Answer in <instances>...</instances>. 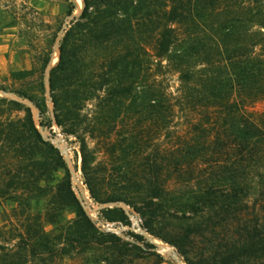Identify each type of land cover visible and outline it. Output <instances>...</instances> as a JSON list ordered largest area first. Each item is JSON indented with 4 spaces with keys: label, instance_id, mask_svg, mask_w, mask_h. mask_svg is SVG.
<instances>
[{
    "label": "trees",
    "instance_id": "16d2710c",
    "mask_svg": "<svg viewBox=\"0 0 264 264\" xmlns=\"http://www.w3.org/2000/svg\"><path fill=\"white\" fill-rule=\"evenodd\" d=\"M262 27L264 0H84L49 70L54 120L79 143L94 201H124L150 234L175 245L195 247L197 236L211 235L200 255L208 264H264V109L255 107L264 101ZM52 48L30 68L10 71L15 86L0 84L30 101L48 127ZM168 74L177 75L174 89ZM20 99L0 96V195L18 191L24 212L30 199L47 206L20 216L18 226L0 225V242L17 237L13 247L23 242L35 256L60 253L61 239L109 243L124 254L130 242L96 228L63 154ZM88 101L91 115L82 112ZM107 177L118 180L113 190L101 186ZM66 209L74 216L65 224ZM101 212L127 219L118 205ZM169 220L175 238L156 229Z\"/></svg>",
    "mask_w": 264,
    "mask_h": 264
},
{
    "label": "rangeland",
    "instance_id": "374dc122",
    "mask_svg": "<svg viewBox=\"0 0 264 264\" xmlns=\"http://www.w3.org/2000/svg\"><path fill=\"white\" fill-rule=\"evenodd\" d=\"M83 7L84 0H0V84L15 86L10 85V71L30 68L44 48L52 43L53 51L45 73L49 115L52 118L51 126L40 125L38 110L30 101L22 100L17 95L1 89L0 96L20 99L31 105L36 125L43 137L54 143L63 154L71 173L73 190L96 228L99 231L113 233L122 241L130 243L126 245L124 254H122L117 251V246L109 243L104 245L92 243L87 246L75 243L74 246H69L63 243L64 239H61L58 244L60 248L64 247V250L62 249L60 253L35 256L23 242L20 247H13L18 241L15 237L10 241L0 242L8 246L0 249V262L13 261L18 264H208L201 259L200 255L205 253V241L212 238L211 235H205L203 238L197 236L195 247L183 243L175 245L150 234L143 225L141 214L124 201L95 202L80 168L79 143L75 136L66 135L54 120L53 104L48 91L49 70L59 60V44L66 28L72 20L80 16ZM261 30L264 32V27ZM166 77L172 89L179 84L177 75L168 74ZM255 107L258 110L264 109V101H258ZM93 109V101H88L82 112L91 115ZM17 114L14 112L12 116L15 117ZM87 141L89 146L95 145V141L88 135ZM104 156L101 152L97 153L98 160L103 159ZM115 181L118 180H111L107 177L101 186L104 190H113V184L117 183ZM2 186L5 187L4 184ZM8 192V195H0V225L6 228L18 226L20 216H24L27 212H44L46 209L47 200L45 198L30 199L27 200L28 209L24 212L22 208L26 204L24 206L20 203L21 200L19 202L18 191L15 193V190L9 189ZM256 192L257 187L252 190L251 195L255 196ZM116 205L123 208L127 219L122 217L121 220L110 221L104 217L101 208ZM73 216L72 210H64L61 223H68ZM175 223L169 220L163 224L164 227L158 225L156 229L163 235L175 238L177 235ZM45 226L47 229L52 228L50 224H45ZM58 231L59 229L54 228L53 234ZM135 234H142L148 243L136 240ZM225 241L223 240L222 244H225ZM7 252H16L14 254L16 256H11Z\"/></svg>",
    "mask_w": 264,
    "mask_h": 264
},
{
    "label": "bare ground",
    "instance_id": "6f19581e",
    "mask_svg": "<svg viewBox=\"0 0 264 264\" xmlns=\"http://www.w3.org/2000/svg\"><path fill=\"white\" fill-rule=\"evenodd\" d=\"M81 1V0H80ZM80 4V3H79ZM80 7H81V5H80Z\"/></svg>",
    "mask_w": 264,
    "mask_h": 264
},
{
    "label": "water",
    "instance_id": "95a60500",
    "mask_svg": "<svg viewBox=\"0 0 264 264\" xmlns=\"http://www.w3.org/2000/svg\"><path fill=\"white\" fill-rule=\"evenodd\" d=\"M49 84V83H48Z\"/></svg>",
    "mask_w": 264,
    "mask_h": 264
}]
</instances>
